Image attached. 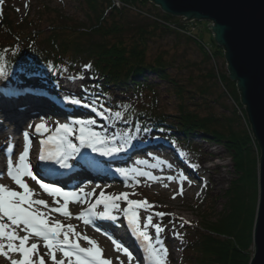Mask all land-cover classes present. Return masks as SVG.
I'll return each mask as SVG.
<instances>
[{"label": "trees", "instance_id": "16d2710c", "mask_svg": "<svg viewBox=\"0 0 264 264\" xmlns=\"http://www.w3.org/2000/svg\"><path fill=\"white\" fill-rule=\"evenodd\" d=\"M4 1L6 5L0 7V66L8 62L13 68L19 64L15 68L47 72L54 67L61 76L62 72L84 76L88 68L97 81L95 87L107 95L109 108L130 123L154 125L150 127L165 130L183 145L189 143L191 149L195 137L225 149L233 162L234 180L220 196L225 200L220 211L212 208L209 216L203 211L201 223L183 228L187 243L180 264H251L260 159L258 144L252 146L255 139L239 89L229 78L223 49L213 39L205 43L188 25L165 15L149 0H76L85 13L84 23L74 19L76 25L62 10L46 15V6L42 13L30 15V11L21 22H14ZM43 24L46 26L41 27ZM169 38L186 50L195 45L201 60L187 59L181 64L177 56L162 52L157 43ZM172 69L199 75L177 77ZM148 74L164 83L169 101L179 102L174 115L165 111L171 102L163 105L162 85L148 79ZM112 88L121 93L114 95ZM197 97L201 103H193ZM222 100L231 101L236 109L230 114L215 113L214 107ZM209 204L215 205L214 199Z\"/></svg>", "mask_w": 264, "mask_h": 264}, {"label": "rangeland", "instance_id": "374dc122", "mask_svg": "<svg viewBox=\"0 0 264 264\" xmlns=\"http://www.w3.org/2000/svg\"><path fill=\"white\" fill-rule=\"evenodd\" d=\"M6 5V4H5ZM7 6H9L10 10L8 9L7 13L10 15L11 19L15 22H21L27 14L31 11L30 15H33L34 12H40L42 13V8L44 6L47 7V9L44 11L46 15H51L54 13V10H62L63 14H65L66 17L71 20L72 24H75L76 22L74 19L82 21L81 23H84L85 21V13L82 12V10L78 7L76 0H7ZM183 19H180V23H186L181 21ZM78 22V21H77ZM187 29L190 28L191 33H195L199 38H201L205 43H211V40L213 39V34L209 28V25H214L212 22H188ZM76 25V24H75ZM46 25H41V27H45ZM162 50L168 51L170 53V56H177V59H180V63H184L187 59L193 60V61H200L201 60V54L200 51L195 47V45H189V48L186 50V46H181L179 42H177L173 38L166 39V41L162 42L159 41L157 43ZM186 54V58H182L183 54ZM224 56V55H223ZM202 70L205 71L206 68L204 66H201ZM173 75L179 77L181 74L185 75L186 77H191L193 75L194 77L199 75L198 73L192 74L189 70V73L187 70H182L181 72H178L176 69H172L170 71ZM75 74V73H72ZM74 77H78V74L71 75ZM67 77V76H66ZM148 79H150L153 82H156L158 84L162 85L161 88V94H162V100L163 105L171 102V105H168L164 108H166V112L174 115L176 112V105L179 103L178 101L175 102V99L172 98V100H168L165 91V85L163 82L159 81L155 75L148 74ZM196 78V77H195ZM30 79L27 78V74L24 73H16V74H7L1 75L0 80L3 84V86H7L9 88L16 87V88H23L19 84H23L24 82H31V87L35 82H39L41 77L39 78ZM94 78L89 72H86L82 80L77 79L75 81V85L70 84H60L58 87L61 86V89H66L69 91V93H79L82 94L79 98H82L86 101H82L83 103L92 104L95 103L93 100L87 101L86 98L87 94H84V86L86 85V82L89 83V81H93ZM44 83H46V80H43ZM196 82V81H195ZM15 83V84H14ZM197 85H199V82H196ZM201 83V81H200ZM53 88L57 89V85L52 83ZM48 86V85H47ZM75 89L77 91H75ZM112 92L114 95H118L121 93L119 91V88L114 89ZM190 89H196L194 87H190ZM58 90V89H57ZM6 100H0V151L2 152V156L0 158H4V155L8 149L11 148V145L15 147L16 150V156L14 158V163H18V157L24 150V147H18L17 143L15 142L17 139V136L22 137L23 132L25 129L30 128L27 123H33L37 120L39 115L43 114L42 112H46L47 114L53 113L57 114L55 109L50 110V107H52L50 104L42 105V104H33L31 102H26L27 100L20 101L19 103L22 104L17 105V102H11L9 105L3 104V102ZM197 101V102H196ZM34 102V100H32ZM201 103L202 100H200L198 97L193 103ZM177 103V104H176ZM97 104V103H95ZM103 104V102H102ZM101 106V102H100ZM222 106L228 107L226 111L225 109H222ZM18 107V111H15V108ZM204 106L201 107V110H204ZM14 109V111H12ZM21 109V110H20ZM88 109V108H85ZM235 108L234 104L229 100H222L219 105L214 107V112L217 114L225 112L226 114H230L228 112L233 111ZM28 110L33 116L31 119H27L25 121H20V113ZM114 110V111H113ZM113 110H110L108 112V117L105 118H98V115L90 114L89 117H82L87 119L95 120V130L102 131L104 134H106L107 138L109 140L115 139V142L118 146L122 147L123 150L125 149H133V147H138L139 150H141L143 147H147L144 149L142 154L138 157L140 161L149 162V159L153 163H158L159 166L157 169L149 170L148 168H145L144 164L136 167L137 165L134 164V161L132 160V166L135 173L132 174L131 177V183L126 187L121 186H109L108 189L106 187V190H103L105 194L116 196L117 194L121 193H129L130 199L133 200H140L144 201L147 200L149 205H152L154 207L139 210V223L141 225V230L146 231L150 236L153 238L155 237L154 229L152 228H145L144 225L146 223L147 217L149 215L153 216V223H160L164 228L165 231L162 233L161 239L163 240V246L167 248L168 255L166 257V264H179L181 261V251L184 248L186 242V238L181 235V228L182 227H190L192 224L196 225L198 223H201L202 217H203V211L206 212V216H209L212 212V208H215V210L219 211L222 209V206L225 203V200L221 199L220 196L223 195V192L229 188V184L234 180V170H233V162L229 156V154L225 151V149L222 146H217L214 143H205L200 141L199 139L195 140V144H197V154H193L189 151V143L187 146H181L180 144L175 142H170L173 139H170V136L162 133L157 132V135L155 131H150L153 133L154 136L157 137V139L153 138L150 143L153 145L145 146L146 140L141 138L137 139L136 143L137 145H134V142L129 143V140L134 139V133H130V130L127 127H124L126 124V121H123V119L119 120V115L116 112L117 110L114 108ZM17 113V115H16ZM62 115V114H60ZM95 116V117H94ZM122 118V117H121ZM63 120H66L64 116H62ZM69 119H67L68 121ZM66 121V122H67ZM171 122V121H170ZM100 123V126L97 125ZM120 123V124H119ZM26 124V127H24ZM245 126L246 122L244 123ZM110 127H109V126ZM164 125V124H163ZM29 126V127H27ZM112 127V128H111ZM25 128V129H24ZM251 130V128H250ZM252 132V131H251ZM143 135H147V132H144ZM175 136H177V133H174ZM166 137L163 138V137ZM140 137V136H137ZM189 138V137H188ZM155 139V140H154ZM253 141V140H252ZM77 143L76 141H74ZM189 142V141H188ZM255 141L252 142V146L255 147ZM171 145V146H169ZM185 147V148H184ZM190 152V154H189ZM256 152L259 154V159L261 157L260 149L256 146ZM154 154V155H153ZM183 154L184 157L182 159V163L179 162L177 155ZM137 158V157H136ZM185 165V173L182 171H179V167L181 165ZM189 165L192 167L190 169ZM5 162L3 164H0V178L6 177V171L7 169L5 167ZM32 166V164H31ZM142 166V167H141ZM188 167V168H187ZM136 168H140L137 171ZM133 172V171H132ZM1 173L3 175H1ZM144 175H141V174ZM166 175L168 177H173L174 179L172 181H169L168 179L165 181V184L168 186V189L161 185V186H154V180L151 179V177L155 176L158 177L159 175ZM189 174H191L189 176ZM139 178H138V177ZM199 177V178H198ZM141 178H148L147 181L141 180ZM30 179V178H29ZM137 180V181H136ZM150 180H153L150 183ZM29 185L31 187H34V189H38L33 180L30 179ZM134 181V182H133ZM180 181H183V194H180ZM0 182H4V180H1ZM138 183V184H137ZM97 186H106L104 184L95 186H92L91 189H88V192L93 191L94 193H97V190L101 189L102 187ZM9 187V186H7ZM113 187V188H112ZM93 188V189H92ZM102 188V189H104ZM40 190L38 189V193ZM132 193H135V195H132ZM100 192L95 196L96 198L99 197ZM42 195V196H41ZM37 196V195H36ZM43 197H46L45 193H40L37 198L44 199ZM175 197V198H173ZM214 199V204L212 207L209 203H211V200ZM217 199V200H216ZM207 205L205 208L204 206ZM121 208L125 207V205L120 206ZM211 208V209H210ZM163 212L168 215H165L163 219H161L158 216H155V213ZM80 216V215H79ZM51 221H60L64 225H72L75 229H78V227H81V220L80 219H73V220H62V219H56ZM191 224V225H190ZM190 225V226H189ZM113 227V226H112ZM185 232V231H184ZM183 232V233H184ZM178 234V235H177ZM191 235V234H190ZM90 246V245H89ZM92 247V245L90 246ZM11 259H19V254L11 253L10 254ZM118 257V256H117ZM195 258V255H193ZM192 257V261L193 258ZM103 258L111 261V264H123L119 259H116V256L112 257L109 256L105 251L103 253ZM0 260H3L4 262L1 264H11V260L9 258H1ZM35 264H38V259L34 258ZM46 264H52L51 261H47Z\"/></svg>", "mask_w": 264, "mask_h": 264}, {"label": "snow or ice", "instance_id": "6c2138e0", "mask_svg": "<svg viewBox=\"0 0 264 264\" xmlns=\"http://www.w3.org/2000/svg\"><path fill=\"white\" fill-rule=\"evenodd\" d=\"M3 70L0 69V74ZM73 105L91 108L93 113L97 112L95 107L88 103H83L81 99H72L69 101ZM101 116L103 112L99 113ZM95 120L87 118H76L67 123L56 122L55 129L47 125L43 119L40 123L34 125V131L37 135L44 137L40 140L43 147L39 159L41 161H55L63 168L70 167L68 161L80 153V150L89 149L92 153H97L103 157H113L123 151L118 146L115 139L109 140L102 131L95 130ZM25 147L18 157V163L9 164L7 175L20 189L14 190L6 185L0 184V256L9 258L11 264H35L33 257L35 256L39 264H46L45 256L50 254L52 264H65L63 259L57 260L56 251L62 252L63 257L69 258V264H111V261L103 258V250L99 247L95 240L75 232L74 226L64 225L60 221H51L48 213L36 210V206H43L48 212H55L66 218H71L68 209L70 202H86L87 197L91 194L83 193V196L76 192H66L62 188L54 184L43 182L37 174L34 173L29 162L30 147L32 140L27 132L24 133ZM74 141H78L75 143ZM120 171V170H118ZM125 175H127L125 173ZM141 175H144L143 173ZM35 181L38 186L43 189L49 196L53 197V203L59 205L60 199L63 198V205L55 208L48 205L45 200L34 199V190H32L25 178ZM155 180V177H151ZM172 181L173 177L167 178ZM181 192L183 194V181H180ZM135 195V193H132ZM129 193H121L113 196L105 194L101 191L95 203L91 206L89 213H82L77 219L82 220L85 224L92 223L90 218L91 211L97 205L103 204L105 212L101 218L109 219L115 222L118 218L117 214L123 213L129 228L136 234L137 238H143L144 253L148 264H166L168 250L163 246L161 239L165 228L160 223H153V216L147 217L145 228H152L155 237L150 236L146 231L141 230L139 223V210L154 207L148 204L147 200H133L129 198ZM71 198V200L69 199ZM175 198V197H173ZM126 202V208L121 209L120 202ZM163 212L155 213V216L163 219ZM17 229L23 231V236L19 235ZM98 231H102L97 228ZM107 235V233H105ZM36 237L45 241L44 248L47 252L40 254V249L36 243H29L31 237ZM75 236L76 240L70 239ZM80 239L85 240L92 247H81L78 242ZM117 251L123 252L131 261L133 259L132 252L122 242L114 237L111 238ZM19 254L21 259H11L10 254Z\"/></svg>", "mask_w": 264, "mask_h": 264}, {"label": "water", "instance_id": "95a60500", "mask_svg": "<svg viewBox=\"0 0 264 264\" xmlns=\"http://www.w3.org/2000/svg\"><path fill=\"white\" fill-rule=\"evenodd\" d=\"M183 22H212L231 81L237 84L260 149L259 198L251 264H264V0H149Z\"/></svg>", "mask_w": 264, "mask_h": 264}, {"label": "bare ground", "instance_id": "6f19581e", "mask_svg": "<svg viewBox=\"0 0 264 264\" xmlns=\"http://www.w3.org/2000/svg\"><path fill=\"white\" fill-rule=\"evenodd\" d=\"M1 95L2 94H0V98H1ZM6 99V101H9V99H7V98H5ZM16 115H17V113H16ZM20 115V121H25V120H27V119H31V117L34 115H32L28 110H26V111H24V112H22V113H20L19 114ZM65 115V114H64ZM66 117H69V115H67ZM73 120V119H72ZM30 122V121H29ZM28 122V123H29ZM27 123V124H28ZM47 125H48V123H47ZM17 142V141H16ZM206 143H208V142H206ZM20 143L18 142V145H19ZM35 154H37L36 152H35ZM110 168H112L113 169V171L115 172V174H114V176L116 177H118V178H120V176L118 175V173H117V169L116 168H114V166H112V167H110ZM149 168H151L150 166H149ZM162 180V179H161ZM0 184H3V185H5V183H0ZM167 184V183H166ZM165 184V181H160V182H158V181H156V182H154L153 183V185L154 186H161V185H163V186H165L167 189H168V186ZM169 190V189H168ZM34 192H36L35 190H34ZM84 202H80L79 204H77V205H81V204H83ZM73 215H75V213H72ZM54 219V218H53ZM75 229V228H74ZM75 232H77V233H81L82 235H84V236H87V237H89V238H91L92 240H95L96 242H97V244L99 245V247L103 250V251H105L107 254H109V256H112V257H114V256H120V259L124 262V263H127V258H125L119 251H117L114 247H112L106 240H104V239H102V238H100V237H98V234H96L95 232H93L92 230H90V229H88V228H86V227H84V228H78V229H75ZM0 242H2V243H8L7 241H0ZM46 252H44V250H40V254L41 255H44ZM1 258H3V256H0V259ZM57 260H60V258L59 257H57ZM45 261L47 262V261H51V259H50V255H46L45 256ZM4 261L3 260H0V264L1 263H3ZM38 264H39V262H37ZM65 264H69V262H65Z\"/></svg>", "mask_w": 264, "mask_h": 264}]
</instances>
